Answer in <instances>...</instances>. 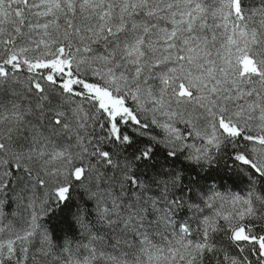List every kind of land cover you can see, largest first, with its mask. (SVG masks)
<instances>
[{"label":"snow or ice","instance_id":"6c2138e0","mask_svg":"<svg viewBox=\"0 0 264 264\" xmlns=\"http://www.w3.org/2000/svg\"><path fill=\"white\" fill-rule=\"evenodd\" d=\"M0 264H264V0H0Z\"/></svg>","mask_w":264,"mask_h":264}]
</instances>
